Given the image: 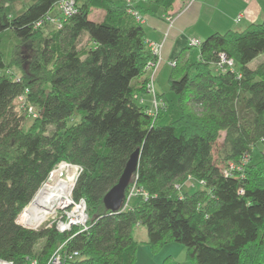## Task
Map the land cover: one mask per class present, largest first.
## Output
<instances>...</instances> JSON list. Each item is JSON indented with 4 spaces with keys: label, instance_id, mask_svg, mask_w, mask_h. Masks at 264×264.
<instances>
[{
    "label": "trees",
    "instance_id": "trees-1",
    "mask_svg": "<svg viewBox=\"0 0 264 264\" xmlns=\"http://www.w3.org/2000/svg\"><path fill=\"white\" fill-rule=\"evenodd\" d=\"M20 1L0 0V260L45 264L65 243L79 257L64 264H135L139 226L153 254L176 243L187 264H264V61L249 67L264 54V19L209 35L197 59L193 47L181 50L167 90H155L162 106L153 116L134 102L156 59L131 12H151L139 0H74L69 17L58 10L63 0H34L11 14ZM144 1L167 13L176 0ZM94 10L100 21L90 19ZM83 35L91 46L78 48ZM220 53L232 70L218 68ZM221 133L220 167L212 151ZM137 150L125 200L131 188L143 196L110 212L103 198ZM61 162L82 169L71 195L84 200L87 230L22 228L17 216ZM230 163L240 169L224 176ZM186 178L198 187L190 194L174 188Z\"/></svg>",
    "mask_w": 264,
    "mask_h": 264
},
{
    "label": "crops",
    "instance_id": "crops-1",
    "mask_svg": "<svg viewBox=\"0 0 264 264\" xmlns=\"http://www.w3.org/2000/svg\"><path fill=\"white\" fill-rule=\"evenodd\" d=\"M136 4L151 11L149 14H143L142 22L147 44H162L160 68L154 75L158 93L167 90L165 84L170 72L167 62L174 60L176 55L188 46V39L203 41L214 33L242 31L245 27L264 19V0H176L167 13L144 0H139ZM101 15L102 19L103 13ZM188 54L190 58H198V54L192 55L191 50ZM263 61L264 59L257 61L255 66ZM144 78L145 75L136 81V84L140 85ZM134 102L146 108L152 103L147 92L135 95Z\"/></svg>",
    "mask_w": 264,
    "mask_h": 264
},
{
    "label": "built area",
    "instance_id": "built-area-1",
    "mask_svg": "<svg viewBox=\"0 0 264 264\" xmlns=\"http://www.w3.org/2000/svg\"><path fill=\"white\" fill-rule=\"evenodd\" d=\"M124 3H126V6H130L132 3L130 0H123ZM58 10L59 12L62 13V15H64L65 17H69L72 15V13H74L75 11V3L74 0H63L59 3L58 6ZM129 11H131L129 9ZM132 14L135 16L137 22H143V17L138 14L135 11H131ZM51 22L56 23L57 28H61L60 23H58V21L49 18L48 19ZM188 45L190 47L193 48H197L201 43L200 41L197 39H193L190 38L187 41ZM150 48H151V52L153 53L154 56H156V59L153 62H148L146 64V70L149 73L148 76V81L147 84L145 86V90L147 91L148 94H150L152 96V103L150 105V107L147 110V113H149L150 115H155L157 109L162 106V103L160 101H157L155 98V90H153V84H154V75L156 73V71L159 69V65H160V61H161V56H160V52H161V48H162V44H156V43H152L150 44ZM218 68L221 70L224 69H228V70H232V68L234 67V61L233 59H229L224 53H220L219 57H218V62L216 63ZM175 62L172 60L170 62H168V66L169 67H174ZM18 101H24V98L21 96L19 97ZM32 108L29 109V112L31 111ZM35 116V115H34ZM228 168H225L223 170V175L224 176H229L233 171H237L240 168L237 167V165H233V164H228ZM82 169L81 167L78 165H73L70 163H65V162H61L59 163L56 168L54 170H52L50 172V174L48 175L47 179L45 180V182L43 184H41L42 186L36 191V193L34 194V198L31 200V202L24 207V210L22 211V213L17 217V224L21 225L22 228H26L28 230L34 229L36 228V226H40L43 227V229L47 230L52 228L53 230H55L57 233L63 234V235H68L70 232L72 233L73 229H76L77 232L81 233L85 230H87V221H88V217L86 215V206L84 203L83 199H80L78 201L74 200L71 192H70V196H69V201H67V203H65L62 206H59V208L56 210V212L51 217V221L50 219H47V217H44L43 220H41L38 224H36V226H30V224L26 223L25 220V211L28 209V207L32 204V202L35 199V196L42 190L45 189V186L47 183H49L52 179V173H57V175L59 177H61L62 179H64V182L66 183H70L72 185V189L74 187V183L76 181V179L78 178L79 174L81 173ZM199 185H203L202 182H200ZM71 189V191H72ZM139 195L141 193H139L138 191H135L134 188H131L128 192V196H127V201H125V205L122 208V210H124L127 206H128V201L135 198L136 195ZM142 195V194H141ZM143 196V195H142ZM58 211L61 212L62 214H60L58 217L55 216L58 214ZM22 216V218L20 219L19 222V217ZM73 234V233H72ZM74 235V234H73ZM65 243L59 245V247L54 251V253L49 257V260L45 263V264H64L65 262L77 259L79 257V254L76 252H72L71 254H68L66 251H64L63 247H64ZM0 264H10L7 261H1L0 260ZM31 264H35L34 262Z\"/></svg>",
    "mask_w": 264,
    "mask_h": 264
},
{
    "label": "rangeland",
    "instance_id": "rangeland-1",
    "mask_svg": "<svg viewBox=\"0 0 264 264\" xmlns=\"http://www.w3.org/2000/svg\"><path fill=\"white\" fill-rule=\"evenodd\" d=\"M33 1L34 0H23L20 2H15V3L9 5L7 7V10L11 14L15 15L17 13L24 11ZM53 14H55V10L50 12V15L53 16ZM101 14L102 13H98L97 10H94L91 13L90 19L92 21H94V20L100 21L101 16H102ZM89 46H91V43L89 42L88 37L86 35L81 36V38L79 40L78 48H87ZM161 50H162V48H161ZM197 52H198L197 48H194L191 50L192 55H196ZM261 59H264V55L263 56L260 55L256 59H254L252 62H250V66L254 68L256 62L260 61ZM8 73L13 75V78L16 80H18V78L20 76V73L14 69H10L8 71ZM165 87L167 89V84H165ZM154 90H156V91L158 90L156 84L154 85ZM28 113H29V111H27V113L22 112V115L25 117L24 129L27 128L31 124V122H30L31 118H28V115H27ZM77 120H79L78 116L74 119V121H77ZM71 122H72L71 120L68 121V123H71ZM50 129L53 130V128H50ZM223 138H224V133H221L219 139L216 141L217 144L214 146L213 151H212L214 162L217 166H220V167L222 166V164L218 159V152L222 148ZM262 149H263V147H262ZM257 155L258 154L254 153V158H256ZM253 160H255V159H253ZM174 188L176 190H179L180 192L190 194V193H192V191H195V189H197L198 187L196 184H195V186L191 184L190 178H188V179L186 178V180H184L180 184L179 183L175 184ZM125 201H127V199ZM130 203H131V201H130ZM60 214H62V213L58 211V214L55 216L58 217ZM46 217H47V219H50V221H51V219H52L51 217H53V216L47 215ZM38 229H40V226H38V227L36 226V228L31 229V230L36 231ZM133 236L135 237V241L138 243V251H137V258H136L138 260L137 264H163L164 260H166V259H171V261L175 262V263L187 264L184 262L185 261L184 260V254H185L184 246L182 247L179 244L172 243L170 245L165 246L164 249H162L158 255H152L149 252L150 251L149 248L145 244V240L147 239L145 229L138 226L136 231H134Z\"/></svg>",
    "mask_w": 264,
    "mask_h": 264
},
{
    "label": "bare ground",
    "instance_id": "bare-ground-1",
    "mask_svg": "<svg viewBox=\"0 0 264 264\" xmlns=\"http://www.w3.org/2000/svg\"><path fill=\"white\" fill-rule=\"evenodd\" d=\"M72 185L64 182L57 173H52V179L36 196L25 211L26 223L36 226L47 215H53L59 206L69 201ZM22 216L19 217V222Z\"/></svg>",
    "mask_w": 264,
    "mask_h": 264
},
{
    "label": "water",
    "instance_id": "water-1",
    "mask_svg": "<svg viewBox=\"0 0 264 264\" xmlns=\"http://www.w3.org/2000/svg\"><path fill=\"white\" fill-rule=\"evenodd\" d=\"M137 155L138 150L130 157L118 184L113 186V188L110 189L103 198V205H105L106 209L110 212L118 211L125 205V190L130 182L129 180L131 175L135 172L138 160Z\"/></svg>",
    "mask_w": 264,
    "mask_h": 264
},
{
    "label": "clouds",
    "instance_id": "clouds-1",
    "mask_svg": "<svg viewBox=\"0 0 264 264\" xmlns=\"http://www.w3.org/2000/svg\"><path fill=\"white\" fill-rule=\"evenodd\" d=\"M124 204H125V203H124ZM123 207H124V206H123ZM21 213H22V212H21ZM21 213H20V214H21ZM20 214H19V215H20ZM19 215H18V216H19ZM18 216H17V217H18ZM16 219H17V218H16ZM16 222H17V221H16Z\"/></svg>",
    "mask_w": 264,
    "mask_h": 264
}]
</instances>
